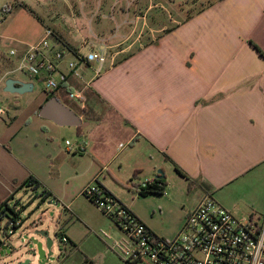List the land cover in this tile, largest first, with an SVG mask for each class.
Wrapping results in <instances>:
<instances>
[{"label": "crops", "instance_id": "crops-1", "mask_svg": "<svg viewBox=\"0 0 264 264\" xmlns=\"http://www.w3.org/2000/svg\"><path fill=\"white\" fill-rule=\"evenodd\" d=\"M87 2L92 10L95 4ZM136 4L135 0L97 4L98 13L109 10L114 29L100 20L94 27L93 20L87 18V33L65 34L55 23L50 28L58 50L79 49L86 44L82 51L88 52L105 45L116 55L114 66L94 80V66L84 70L81 80L73 76L67 69L68 54L59 65L58 71L67 80L53 97L81 119L82 126L75 127L73 133L82 137L83 151L75 147L69 152L66 147L71 158L58 163L57 172L45 176L36 171L32 155L28 167L6 149L5 145L25 128L35 131L39 126L47 131L45 125L32 122L35 115L40 118L39 111L49 98L46 92L38 94L27 108L14 110L8 116L9 123L0 118V205L6 202L9 206L19 192L28 195L30 189L52 176L67 186L85 177L71 201L72 205L84 201L78 204L80 209L65 207L68 223L62 224V213L55 221L54 234L61 225L67 242H60L59 247L54 240L51 264H126L111 248L116 241L109 235L104 237L111 242L103 241L93 231L101 212L81 192L94 181L121 203L120 191L136 187L144 178H155L163 167L175 173L174 164L189 178L175 173L193 197L191 205L181 207L176 226H182L205 194L212 195L237 220L251 215L264 217V0H219L181 21L172 20L170 28L156 18L151 24L147 22L148 10L157 6L150 1L131 17L130 9ZM67 7L74 21L87 14L75 6ZM43 31L26 46L38 43ZM25 50L20 47L17 57ZM10 73L0 74V86L5 88V82L15 80L28 87L21 97L34 93L32 81L36 79L22 73L24 78L10 79ZM68 92L80 94L87 107L70 102ZM1 108L0 116L8 114ZM74 109L81 111L85 123ZM117 139L123 143L116 147L118 154L108 146ZM47 151V160L59 156L51 146ZM82 158L87 159L85 170L78 164ZM105 168L108 177L103 173ZM40 196L30 195V209L40 210L37 201L44 205L48 200L41 202ZM42 226L41 219L31 216L26 223L21 220L20 227L28 232L42 229L54 238ZM14 259L15 264L24 260Z\"/></svg>", "mask_w": 264, "mask_h": 264}, {"label": "rangeland", "instance_id": "rangeland-1", "mask_svg": "<svg viewBox=\"0 0 264 264\" xmlns=\"http://www.w3.org/2000/svg\"><path fill=\"white\" fill-rule=\"evenodd\" d=\"M90 1L95 4V7L91 10L88 7ZM118 0H44L43 3H39L36 0H0V58L12 61L14 57H10V51L18 52L19 48H27L26 46L29 41L35 40L38 37V33L42 29H52L53 23L60 27L65 34L75 35L76 31H84L87 33L89 27L87 25L86 18L92 21V25L98 23L106 24L111 29H114L115 23L113 20L109 19V10H102L98 13L96 9L97 4L112 3ZM120 2H126L127 0H119ZM139 4H136L130 9L129 15L132 17L133 12L139 10H144L149 1L157 6H153L148 10L147 22L151 24L153 19L157 21H162L163 24L170 28L173 24H170L172 20L181 21L195 13L202 11L203 9L209 7L219 0H135ZM82 4H86L85 8L82 10ZM9 7V13H3L2 9L4 7ZM76 7V10H81L82 13H87L85 18H79V20H72L70 9L68 7ZM83 8V7H82ZM94 14V15H93ZM106 16V18H104ZM83 21V23L81 22ZM83 25H82V24ZM55 26V27H56ZM85 50L84 52H86ZM15 68V67H14ZM13 68L9 71L12 72ZM8 78H24V76L19 72H12L9 74ZM54 79H58L54 76ZM35 85L34 93L30 95H25L21 97L18 94H9L4 91L5 88L0 86V105L4 107L8 114L0 116L1 119L9 123L10 120L8 116L14 113V110H22L27 108V106L33 101V99L38 95H44L46 90L44 81H39L38 79L32 81ZM6 83V82H5ZM78 107H85V102L77 101L72 99ZM69 102V101H68ZM16 107V108H15ZM87 107V106H86ZM75 110V109H74ZM75 112L81 115V111L76 109ZM83 117V123L86 120ZM32 122L36 124H43L47 128L46 130H40L39 126H35L38 130L31 131L30 128H25L18 132L16 138L5 145L6 149H11L14 155H18V158L30 167L29 156H33L36 160V171L40 172L41 175H48L50 173L57 172L59 170L58 163H61L65 158L69 159L72 153H66L65 142H69L71 145L81 144L82 137L77 136L73 131L75 127H60L48 123L40 119L37 115L32 118ZM112 131V130H111ZM113 132V131H112ZM117 133V132H114ZM114 135V134H113ZM115 136V135H114ZM114 139V138H113ZM122 140H114L113 144L108 145L109 148L114 153H119L117 145H119ZM35 145H37L35 147ZM52 147L59 153V156L53 158L52 160H47L46 153L47 147ZM123 146V143H121ZM84 156V154H83ZM52 163V165H51ZM85 170L84 166L87 164V159H80L79 163ZM45 165V166H44ZM90 168V166H89ZM106 169H103V173L107 176ZM112 171V167L108 169ZM35 171V170H34ZM163 174H165V192L161 196L149 195L147 197H139L134 192L133 188L124 191H120V196H118L121 203L127 206L138 219L147 223V226L152 230L154 234L164 239H172L180 231L181 227L176 226L175 222L179 218L181 213V207L189 206L193 202V197L189 195L192 191H189L187 184L180 179L172 170H168L167 167L161 168ZM80 172V170H79ZM81 173V172H80ZM43 176V177H45ZM108 177V176H107ZM83 177L76 180H72L69 185H65L64 181L57 179L52 176L49 180H44L40 187L30 189L28 195L24 192H19L17 198H15L12 203H9L10 211H5V214L0 215V238H10L11 243L14 247L18 248L27 244L30 236V232L26 229L18 227L13 234H8L7 224L9 219H20L23 223L29 220L37 218L42 220L43 228L49 229L50 233L54 234L55 221L57 217L62 213L63 222L68 223L69 213L64 211L67 209H80V202L76 201L73 205L71 201L75 197V192L84 185ZM146 179V178H144ZM143 179V180H144ZM92 183V182H91ZM124 186H122L123 188ZM125 188V187H124ZM46 189L51 192L53 196H50L45 204H40V210L34 208H29L30 195H41L42 191ZM122 190V189H121ZM128 191V192H127ZM29 196V197H28ZM81 196V195H80ZM82 200H85L81 197ZM48 202H51L48 204ZM35 204V206L37 205ZM8 205V204H7ZM72 205V206H71ZM87 207H84V209ZM93 208V207H92ZM70 211V210H69ZM99 219L93 224L94 233L98 235L99 239L111 242L119 241L122 239L121 232L115 227V225L109 221L106 217L102 216L99 212L97 213ZM151 219V222L148 221ZM66 226V224H65ZM103 231L106 235L111 237V241L106 239L100 232ZM102 234V233H101ZM54 240L56 245L60 247V239L54 234ZM0 264H15L12 258L7 257L5 254L0 255Z\"/></svg>", "mask_w": 264, "mask_h": 264}, {"label": "built area", "instance_id": "built-area-1", "mask_svg": "<svg viewBox=\"0 0 264 264\" xmlns=\"http://www.w3.org/2000/svg\"><path fill=\"white\" fill-rule=\"evenodd\" d=\"M53 40L52 30L44 29L41 40L29 46L21 56L17 57L14 51L9 53L14 57L12 72L44 81L48 94L66 83V75L58 71L66 54L71 57L67 62L68 71L80 80L84 70L92 66L91 80H94L115 64L116 55L109 53L105 45L84 53L82 49L86 44L79 49L58 50ZM68 97L77 101L82 98L74 92H68ZM65 145L69 152L75 147L84 150L81 144L71 145L66 141ZM154 180L146 179L133 187L136 195ZM81 194L121 232L122 239L114 242L111 248L126 264H264V217L251 215L237 220L210 194H205L186 215L180 231L172 239L154 234L95 181L86 185ZM20 226V219L9 221L8 234H13ZM102 235L106 236L103 232ZM61 242L67 241L62 238Z\"/></svg>", "mask_w": 264, "mask_h": 264}, {"label": "water", "instance_id": "water-1", "mask_svg": "<svg viewBox=\"0 0 264 264\" xmlns=\"http://www.w3.org/2000/svg\"><path fill=\"white\" fill-rule=\"evenodd\" d=\"M19 85V87H16ZM30 87V86H29ZM4 91L9 94H23L28 91L26 85H21L15 80H8L5 83ZM40 118L48 120L60 127H79L82 126L81 119L68 107L61 104L55 97L48 99L39 111ZM162 171L157 172L155 179H162ZM49 204L51 202H48ZM0 255L9 258L20 257L24 260L16 264H51L55 258L54 238L42 229H33L30 232L27 244L21 247H14L10 238H0Z\"/></svg>", "mask_w": 264, "mask_h": 264}, {"label": "trees", "instance_id": "trees-1", "mask_svg": "<svg viewBox=\"0 0 264 264\" xmlns=\"http://www.w3.org/2000/svg\"><path fill=\"white\" fill-rule=\"evenodd\" d=\"M3 11H5L6 13H9L10 12V8L7 6V7H4L3 9H2ZM11 68H13L14 69V62L13 61H9V60H6V59H3V58H0V74L1 73H3V72H6V71H9ZM55 91H57V90H54V91H50L49 92V98H51V97H53L54 96V93H55ZM48 98V99H49ZM173 168H174V172L178 175V176H180V177H182V178H185V179H189V178H187L186 177V175L176 166V165H174L173 164ZM36 183V182H35ZM26 184V182H23L21 185L23 186V185H25ZM165 186H166V184H165V181H164V177L162 178V179H156V180H154V182H153V184L152 185H149L147 188H145V189H142L138 194H137V196H139V197H147V196H149V195H155V196H161V195H163L164 194V192H165ZM105 191V190H104ZM105 193L106 194H108L109 196H111L107 191H105ZM41 202H44V201H46L49 197H50V193L49 192H46V191H43L42 193H41ZM112 197V196H111ZM10 211V209H9V207H8V205H7V203L6 202H4V203H2L1 205H0V212L2 213V215H4L5 214V211ZM1 213H0V215H1ZM15 220V218H13V219H9V221H14ZM62 224H64V222L62 223ZM62 226L60 225V228H61ZM60 228L56 231V233H55V236L56 237H59V239H60V242H61V239L62 238H65L62 234H61V232H60ZM17 229V228H16ZM15 229V230H16ZM65 240L67 241V239L65 238ZM62 243V242H61ZM1 245V244H0Z\"/></svg>", "mask_w": 264, "mask_h": 264}]
</instances>
